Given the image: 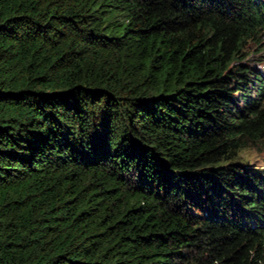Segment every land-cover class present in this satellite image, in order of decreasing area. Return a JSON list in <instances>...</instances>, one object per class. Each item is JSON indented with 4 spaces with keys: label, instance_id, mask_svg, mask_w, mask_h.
<instances>
[{
    "label": "trees",
    "instance_id": "1",
    "mask_svg": "<svg viewBox=\"0 0 264 264\" xmlns=\"http://www.w3.org/2000/svg\"><path fill=\"white\" fill-rule=\"evenodd\" d=\"M263 41L264 0H0V264H264Z\"/></svg>",
    "mask_w": 264,
    "mask_h": 264
},
{
    "label": "rangeland",
    "instance_id": "2",
    "mask_svg": "<svg viewBox=\"0 0 264 264\" xmlns=\"http://www.w3.org/2000/svg\"><path fill=\"white\" fill-rule=\"evenodd\" d=\"M262 44L264 47V41ZM261 54L264 56L263 49L261 50ZM257 55H259V53H253L252 55H249L248 58H251V64L255 65L258 69L264 68V63H259V61H257ZM237 160L264 170V147L258 150V152L256 149L254 150L252 148L245 150L243 153H240V156Z\"/></svg>",
    "mask_w": 264,
    "mask_h": 264
}]
</instances>
